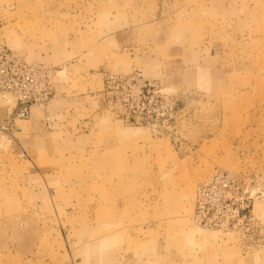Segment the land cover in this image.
<instances>
[{
    "label": "rangeland",
    "instance_id": "obj_1",
    "mask_svg": "<svg viewBox=\"0 0 264 264\" xmlns=\"http://www.w3.org/2000/svg\"><path fill=\"white\" fill-rule=\"evenodd\" d=\"M0 41L53 69L26 118L0 94V264H264V0H0Z\"/></svg>",
    "mask_w": 264,
    "mask_h": 264
},
{
    "label": "built area",
    "instance_id": "obj_2",
    "mask_svg": "<svg viewBox=\"0 0 264 264\" xmlns=\"http://www.w3.org/2000/svg\"><path fill=\"white\" fill-rule=\"evenodd\" d=\"M52 76L51 67L29 63L0 42V94L10 93L15 98L17 118L28 117L33 104H41L49 98ZM141 87L135 89L132 98H139ZM11 125L12 121H0V131H6ZM237 191L236 181L223 173H216L198 185L194 197V222L210 229L227 223L236 213ZM238 200L243 207V198L239 197Z\"/></svg>",
    "mask_w": 264,
    "mask_h": 264
},
{
    "label": "crops",
    "instance_id": "obj_3",
    "mask_svg": "<svg viewBox=\"0 0 264 264\" xmlns=\"http://www.w3.org/2000/svg\"><path fill=\"white\" fill-rule=\"evenodd\" d=\"M0 42H2V41H0ZM3 43V42H2ZM5 44V43H4ZM9 48V47H8ZM9 49H11V48H9ZM12 50V49H11ZM14 51V50H13ZM2 96H4V95H2ZM15 108H16V103H15V101H13V103H10V104H8V107H7V116L6 117H10L11 115H13V113H14V111H15ZM30 111L32 112V111H35V109H34V107H31L30 108ZM30 114V113H29Z\"/></svg>",
    "mask_w": 264,
    "mask_h": 264
}]
</instances>
